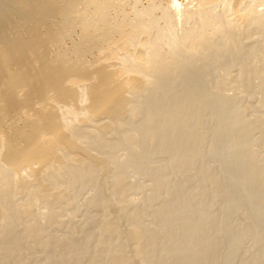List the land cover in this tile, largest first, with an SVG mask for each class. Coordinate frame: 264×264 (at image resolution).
Instances as JSON below:
<instances>
[{"label":"rangeland","instance_id":"1","mask_svg":"<svg viewBox=\"0 0 264 264\" xmlns=\"http://www.w3.org/2000/svg\"><path fill=\"white\" fill-rule=\"evenodd\" d=\"M230 1L0 0V87L87 70L0 115V264H264V4Z\"/></svg>","mask_w":264,"mask_h":264},{"label":"bare ground","instance_id":"2","mask_svg":"<svg viewBox=\"0 0 264 264\" xmlns=\"http://www.w3.org/2000/svg\"><path fill=\"white\" fill-rule=\"evenodd\" d=\"M222 1L225 2V3H223V4H225V6H227V4L228 5L231 4L230 0H222ZM259 1L262 4H264V0H259ZM175 3L177 4V2H175ZM83 5H85L86 7L93 5L96 10L99 9V7L93 3V0H83ZM177 6H178V4L176 5V7ZM249 7H251V6H249ZM254 11H256V9ZM257 14H258L257 21H261V18L262 17L264 18L263 10L257 11ZM62 20H64V22H66L68 24V28H69V24L72 27H75V26H73V24H76V23L83 26L87 21L85 13L79 11L76 6L71 5V4H69V6L67 7L66 12H65ZM4 47H5V45L2 43L0 45V50H3ZM31 53L33 54V51ZM122 59H124V63L122 62V64H125L128 62V58L126 59V57H125ZM57 62L60 63V65H61L60 67L55 65ZM52 65L53 66H51L49 68V76L43 77L36 84L33 81V79L35 78L34 74H30L29 72H26V71L11 73V75L4 81L5 85L3 87H0V115L3 116L2 118L6 117L5 116V114L7 113L6 111L12 110V108L15 109V106H17V104H20V106H23L20 109V111L24 112L23 110L26 109V107L28 106V104L31 101H33L34 99H38V98L39 99L48 98V95L55 96L58 99L57 103H59L61 101L64 102V101H67L68 99H70L71 93H73L74 90L72 89V86L69 87L66 85L67 84L66 79L69 76H71V74L78 73V72H82V76H83L87 72L86 68L83 69L82 67H78V68L71 67V66L67 65L62 58L55 61ZM143 76L146 77L147 74L143 75ZM105 79H107V78H105ZM146 81H147V83H149V81H151V80L149 78H146ZM85 87L86 86H84L82 89L81 88L79 89V91L82 95L86 94ZM60 104H62V103H59V107H58V104L56 106L59 108V110L61 108ZM65 107L67 108V106H65ZM16 108H18V107H16ZM19 108H18V110H19ZM50 111H52V113L50 115L43 116L41 121L32 120V119H30L31 117L29 118V120H30L28 122V125L30 126V127H28L29 130L27 131V133H25L26 131L24 132V130H23V133H25V134L21 133V131L19 133L21 135L22 134L25 135L26 138L23 139L24 141H25V139H27V141L30 140L29 142L36 141L40 135L41 128L43 126L44 127H53L54 126L53 125V123L55 121L54 118H55V116H57V114H56L57 112L55 113L54 108H53V110L51 109ZM63 112L61 114L64 115L65 112L64 113ZM70 112H71L70 117L73 116L74 119H77V117L80 116L78 111L75 110V108L70 109ZM54 113H55V115H54ZM61 114H60V116L62 117L61 120L63 121V126H64V128H66L67 125H66V122H64V120H66V118H65L66 115L63 116ZM19 128H21V127H19ZM160 138H161V140L165 139V137L163 135L160 136ZM9 154L7 153V155H9ZM244 185H246V184H244ZM203 264H205V263H203Z\"/></svg>","mask_w":264,"mask_h":264}]
</instances>
